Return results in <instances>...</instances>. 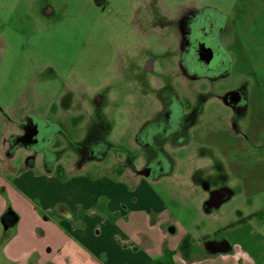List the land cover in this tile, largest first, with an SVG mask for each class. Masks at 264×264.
<instances>
[{
  "label": "rangeland",
  "instance_id": "obj_1",
  "mask_svg": "<svg viewBox=\"0 0 264 264\" xmlns=\"http://www.w3.org/2000/svg\"><path fill=\"white\" fill-rule=\"evenodd\" d=\"M215 13L224 68L186 72L187 21ZM0 112L14 132L0 152H15L10 177L25 161L56 176L165 171L190 235L223 229L216 236L243 237L260 253L264 0H0ZM165 183L149 185L160 199ZM134 224L116 223L145 247L149 225Z\"/></svg>",
  "mask_w": 264,
  "mask_h": 264
},
{
  "label": "crops",
  "instance_id": "obj_2",
  "mask_svg": "<svg viewBox=\"0 0 264 264\" xmlns=\"http://www.w3.org/2000/svg\"><path fill=\"white\" fill-rule=\"evenodd\" d=\"M2 114L1 154L14 134L3 125ZM14 153L6 151L4 160L0 156V264H264V240L258 243L260 253L255 256L252 244L243 237L216 236L223 229L197 238L190 235L191 228L176 217L186 210L175 201L181 191L169 187V173L146 175L148 179L138 173L116 178H93L86 173L56 176L51 169L36 174L25 161L10 177L4 172L11 170ZM160 177L166 180L163 199L149 186ZM139 216L149 228L146 246L136 248L137 242L120 232L116 223L135 227ZM160 221L162 256L154 245ZM117 233L119 244L113 240Z\"/></svg>",
  "mask_w": 264,
  "mask_h": 264
},
{
  "label": "flooded vegetation",
  "instance_id": "obj_3",
  "mask_svg": "<svg viewBox=\"0 0 264 264\" xmlns=\"http://www.w3.org/2000/svg\"><path fill=\"white\" fill-rule=\"evenodd\" d=\"M224 21V16L222 14L217 16L216 13L212 17L205 15L201 19L192 18L187 21L180 57L181 66L186 72L201 73L204 76L222 72L225 58L218 47L217 38ZM154 173V170L146 169L145 171V174L151 177L160 176V174L155 176ZM163 173L166 172L163 171L161 175Z\"/></svg>",
  "mask_w": 264,
  "mask_h": 264
},
{
  "label": "trees",
  "instance_id": "obj_4",
  "mask_svg": "<svg viewBox=\"0 0 264 264\" xmlns=\"http://www.w3.org/2000/svg\"><path fill=\"white\" fill-rule=\"evenodd\" d=\"M253 216H257L259 217L260 220H262L264 222V212L260 213V214H254Z\"/></svg>",
  "mask_w": 264,
  "mask_h": 264
}]
</instances>
